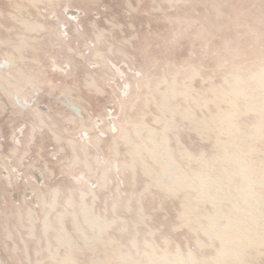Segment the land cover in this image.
Segmentation results:
<instances>
[{"label": "rangeland", "instance_id": "obj_1", "mask_svg": "<svg viewBox=\"0 0 264 264\" xmlns=\"http://www.w3.org/2000/svg\"><path fill=\"white\" fill-rule=\"evenodd\" d=\"M263 75L264 0H0V264H220Z\"/></svg>", "mask_w": 264, "mask_h": 264}, {"label": "bare ground", "instance_id": "obj_2", "mask_svg": "<svg viewBox=\"0 0 264 264\" xmlns=\"http://www.w3.org/2000/svg\"><path fill=\"white\" fill-rule=\"evenodd\" d=\"M25 23V22H24ZM23 23V24H24ZM25 24H29L30 26H32L30 23L26 22ZM24 24V25H25ZM36 25V24H35ZM29 27V26H28ZM30 28V27H29ZM44 29V28H43ZM29 30V29H28ZM31 30V29H30ZM98 55V54H97ZM95 56V55H94ZM100 56V55H99ZM9 61V60H8ZM12 62V59H10V63ZM4 70V69H3ZM19 70V69H18ZM21 75V74H20ZM264 76V75H263ZM264 78V77H263ZM29 79V78H28ZM30 81V80H29ZM89 82V81H88ZM192 82V81H191ZM264 82V81H263ZM91 83V82H90ZM93 83V82H92ZM9 83H7L8 85ZM264 84V83H263ZM6 85V86H7ZM11 85V84H9ZM13 85V84H12ZM89 85V84H88ZM94 85V84H93ZM15 88H14V87ZM12 87L14 89L17 88V86L13 85ZM90 86V85H89ZM4 87V86H3ZM10 87V86H9ZM92 87V85H91ZM95 89V87H92ZM1 89V88H0ZM8 89V86H7ZM3 90V89H1ZM3 92H5L3 90ZM9 93V92H6ZM10 96L14 95L10 92ZM186 97V96H185ZM39 115L38 119L40 120L39 122H42L41 117H40V113H36ZM258 115V114H257ZM223 117V116H222ZM227 118V116H226ZM44 121V120H43ZM81 123V122H80ZM43 123H39V125H41ZM260 124V123H259ZM82 125V123H81ZM45 126V125H43ZM46 127V126H45ZM219 128V127H218ZM52 129V128H51ZM84 129V128H83ZM137 129V128H136ZM237 129V128H236ZM33 130V129H31ZM260 131V130H259ZM33 132V131H32ZM31 132V134H32ZM52 134V133H51ZM55 136V135H54ZM125 136V135H124ZM59 137V136H58ZM58 137L56 138V140L58 139ZM225 137V136H224ZM55 138L54 141H55ZM60 140V139H59ZM59 140H57V142L59 143ZM127 140V139H126ZM130 140V139H129ZM99 141V140H98ZM125 141V140H124ZM240 141V140H239ZM15 153V152H14ZM74 153V152H73ZM13 154V153H12ZM235 157V156H234ZM155 158V157H154ZM236 158V157H235ZM234 159V158H233ZM231 159L233 162L234 160ZM238 162H240V160H238V158H236ZM235 159V160H236ZM78 159H74V161H77ZM73 162V161H72ZM238 162H236L237 166H238ZM79 163V162H78ZM245 163V162H244ZM72 164V163H71ZM74 164V163H73ZM86 164V163H85ZM84 164V166H85ZM89 165V164H88ZM87 166V165H86ZM253 166V165H252ZM239 174H241L242 176L239 177H243L242 180L245 182L246 184V189L242 192L241 196L243 195V201L245 203L246 206V211L245 212V216H246V222L242 223L233 219H228V222L225 225H221L216 221V218L211 219V221L209 222V225L207 227V231L209 235H213V236H219L222 238L223 242H222V246H221V250L219 252V255L217 256L220 259V264H236L239 263L240 264V260H242V256L244 255V247L248 248H254L257 247V244H263L264 243V239L263 237H261V234H259V230L260 229H264V215L261 213L260 208L257 206V200L256 197L254 198L253 196V189L252 186L255 184V180H253L251 178V176L254 174V172L256 171L255 168L252 167H248L245 166V164H241L239 165ZM86 168V167H85ZM87 170H89L90 166H87ZM259 170V169H257ZM260 171V170H259ZM259 171H256L257 173H259ZM264 171V170H263ZM262 171V172H263ZM168 174V175H167ZM106 175V174H105ZM103 176V174H102ZM165 176H167L168 179L173 180V177L166 172ZM263 176V175H262ZM102 181L103 178L105 179V177H101ZM167 179V180H168ZM169 180V182H170ZM104 182V181H103ZM258 182V181H257ZM172 183V182H170ZM168 184V183H166ZM257 184V183H256ZM259 184V182H258ZM264 184V183H263ZM103 185V184H102ZM105 186V185H104ZM167 189V188H166ZM241 198V197H240ZM201 200V199H200ZM210 200V199H209ZM213 200V199H211ZM221 202V201H220ZM211 203V202H210ZM235 209V208H234ZM235 211V210H234ZM239 211V210H238ZM31 212V211H30ZM192 212V211H191ZM28 214V213H26ZM219 219V218H217ZM243 219V218H242ZM44 225V224H43ZM264 232V231H263ZM220 239V238H219ZM218 239V240H219ZM221 243V242H220ZM250 246V247H249ZM180 256V254H179ZM164 260V259H163ZM158 261V260H157Z\"/></svg>", "mask_w": 264, "mask_h": 264}, {"label": "water", "instance_id": "obj_3", "mask_svg": "<svg viewBox=\"0 0 264 264\" xmlns=\"http://www.w3.org/2000/svg\"><path fill=\"white\" fill-rule=\"evenodd\" d=\"M4 68H7V63L6 62H4V64L2 65ZM15 101H16V103L18 104V105H21L20 103V99L19 98H15ZM69 105L77 112V109L73 106V105H71L70 103H69Z\"/></svg>", "mask_w": 264, "mask_h": 264}]
</instances>
